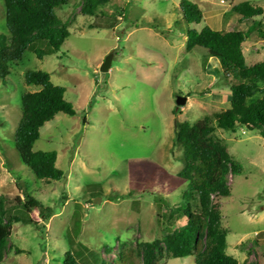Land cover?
<instances>
[{
  "label": "rangeland",
  "instance_id": "1",
  "mask_svg": "<svg viewBox=\"0 0 264 264\" xmlns=\"http://www.w3.org/2000/svg\"><path fill=\"white\" fill-rule=\"evenodd\" d=\"M181 1L106 0L89 16L81 13L82 0H70L56 11L59 21L70 24L61 50L42 60L27 51L6 85L0 79V196L8 216L23 219L12 225V249L2 264H62L70 250L82 264L112 263L123 245L141 250L186 224L181 216L169 219L170 208L155 202L158 197L174 207L186 188L178 179L183 151L174 134L184 122L228 110L230 91L218 75L219 61L200 48L186 51L189 25ZM189 1L203 14L198 31L247 33L260 21L264 32V16L242 22L232 11L244 2L264 10V0ZM5 17L0 0V35L7 36ZM243 52L248 65L264 62V36L253 30ZM110 55L111 67L103 73ZM29 70L49 73L76 111L46 123L33 148L57 153L60 181L37 179L15 148L21 97L41 89L25 83ZM178 97H186V104L178 107ZM215 135L241 167L227 178L230 195L213 200L222 213L225 254L239 264H264V139L260 131L241 127ZM161 247L150 251L154 257ZM136 260L143 263L141 256ZM162 263L195 264V257L163 253Z\"/></svg>",
  "mask_w": 264,
  "mask_h": 264
},
{
  "label": "trees",
  "instance_id": "2",
  "mask_svg": "<svg viewBox=\"0 0 264 264\" xmlns=\"http://www.w3.org/2000/svg\"><path fill=\"white\" fill-rule=\"evenodd\" d=\"M6 13V27L9 35H0V79L6 85L11 68L20 62L27 51L42 60L45 55H54L70 37L69 22L58 20L56 11L70 3V0H3ZM106 0H82L81 13L94 16ZM187 30L186 51L196 48L206 51L207 57L219 61L218 75L228 84L230 108L226 111L207 115L194 124H180L174 134L176 145L183 151V168L178 179L186 183L180 193L179 204L172 207L166 200L156 198L162 207L170 208L169 219L176 216L186 218V224L162 241L141 245V250L133 251L128 246L116 254L112 263L100 264H166L163 253L171 259L195 257V264H239L225 254L226 232L221 226L222 213L214 198L230 195L227 184L229 175L241 173L240 165L230 156L224 140L215 135L217 129L234 133L237 127L250 131H260L264 139V95L248 104L257 94H264V62L248 65L243 46L248 35L257 30L264 36L262 23L254 22L247 33L232 29L228 32L204 27L198 31L195 26L203 21L199 7L189 0L179 5ZM232 11L241 16V21L255 20L264 16V10L249 2L234 6ZM38 43H46L42 50ZM25 83L41 87L34 93L21 97L22 116L15 131L14 144L23 164L37 179L47 183L60 181L64 173L57 168V153L34 151V144L40 138V129L55 119L59 113L74 116L76 111L65 99L66 89L56 86L49 73L27 71ZM32 199V197H27ZM6 198L0 196V264L12 249V225L23 220L8 216L5 209ZM158 249L157 258L150 252ZM17 254L25 253L17 248ZM142 257L143 263L138 260ZM159 257V258H158ZM155 258V259H154ZM62 264H82L74 250L67 252Z\"/></svg>",
  "mask_w": 264,
  "mask_h": 264
},
{
  "label": "water",
  "instance_id": "3",
  "mask_svg": "<svg viewBox=\"0 0 264 264\" xmlns=\"http://www.w3.org/2000/svg\"><path fill=\"white\" fill-rule=\"evenodd\" d=\"M111 67V55L106 57V59L104 60V63L102 65V67L100 68V71L103 73H106L109 71ZM187 102V98L186 97H178L176 100V104L178 107H181L183 105H185Z\"/></svg>",
  "mask_w": 264,
  "mask_h": 264
}]
</instances>
